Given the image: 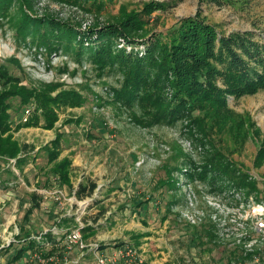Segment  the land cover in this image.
Segmentation results:
<instances>
[{"label":"rangeland","instance_id":"1","mask_svg":"<svg viewBox=\"0 0 264 264\" xmlns=\"http://www.w3.org/2000/svg\"><path fill=\"white\" fill-rule=\"evenodd\" d=\"M93 1L99 9H86L88 0L86 5L70 0H14L0 15V73L15 77L28 90L47 84L52 96L63 90L80 95V101L56 108L58 120L52 129L14 130L28 161L17 178L7 169L0 170V179L13 184V188L0 184V264L25 244L23 230L38 237L41 226L56 224L43 213L50 209L60 218L68 214L92 226L95 233L90 240L102 249L131 245L142 264H227L242 257L223 238L220 224L225 214L248 210L250 197L264 202V156L259 153L264 145V88L237 95L223 87L215 101L189 97L193 108L183 115L180 106L166 109L138 96L126 103L130 106L114 105L112 90H124L120 74L66 49L64 40L54 43L52 50L39 47L34 36L17 27L21 8L34 16L52 17L72 27V34L86 38L93 39L94 30L108 29L107 25L119 27V33L132 32L134 27L136 34L146 32L145 45H128L125 40L132 38L126 36L115 40L141 55L150 35L168 39L170 28L187 18H201L220 35L251 31L253 40H263L264 0ZM133 17L138 25L129 27L127 18ZM93 26L97 28L89 29ZM161 95L168 102L172 92L165 89ZM9 102L13 127L37 113L30 101V115L23 121L19 99ZM56 134L61 136V156L71 161V187L44 183L43 147ZM79 183L95 184L91 196L80 200L74 196ZM32 190L41 195L42 210L23 220L20 202ZM73 225L67 222L63 227ZM19 227L23 230L17 237ZM9 244L10 249L4 250ZM22 256L15 264H29L27 255Z\"/></svg>","mask_w":264,"mask_h":264},{"label":"trees","instance_id":"2","mask_svg":"<svg viewBox=\"0 0 264 264\" xmlns=\"http://www.w3.org/2000/svg\"><path fill=\"white\" fill-rule=\"evenodd\" d=\"M13 1L0 0V15L8 10ZM28 1L33 2V0ZM86 1L70 0L72 3L82 5H86ZM89 1L90 4L87 6L89 8L86 9L90 10L91 7L99 9L95 1ZM21 9L22 20L17 29L26 36H34L32 39H35V45L52 50L54 43L64 40L66 49H74L81 57L90 59L91 63L100 67L108 66L112 72L122 76L124 89L122 93L112 90L113 98L110 103L114 105L130 106L126 103L138 96L143 98V102L151 105L159 103L166 109H175L180 106V115H183L193 108L189 97H194L200 102L204 98L215 101V97L222 93L223 87L226 93L237 95L264 88V39L253 40L255 33L251 31L220 35L213 26L208 25L201 18H187L180 20L170 28L167 32L168 39L166 36L164 40H161L162 34L150 35L139 55L140 51L136 48H126L124 44L121 45L115 40L118 36H126V38H132L125 40L128 45L142 44V38L144 39L146 32L144 36L136 34L134 27L131 28L132 32L131 30L125 32L121 29L122 32L119 33V27L116 28L113 25H107L108 29L99 30H94L97 26H93L89 29L97 32L92 39L89 35L86 38V36L72 34L70 30L72 27L65 23L61 24L52 17L34 16L25 9ZM133 20L134 17L127 18L126 22L130 23L129 27L138 25H135ZM83 40H88L89 44L84 45ZM143 44L145 45L144 42ZM0 80L3 81V88L0 92L1 160L16 158L21 150L18 142L12 139L14 130L20 127L52 129L58 120L56 108L68 104L69 101H80V95L71 91H59L52 96L49 90L52 89L51 85L46 84L41 87L45 90L41 88L28 90L19 85L20 82L15 77H7L0 73ZM218 83L222 87L218 86ZM165 89L172 92L168 102H165L161 95ZM14 98L19 99V107L23 109L30 101H34L37 113L34 118H28L24 123L13 127L9 114L11 108L9 101ZM40 117L43 119L42 124ZM60 148L61 136L59 134H56L55 138L43 147L48 163L52 164L51 176L61 186L71 187V161L67 157L58 160ZM259 153L264 156V145L260 147ZM94 189V183L89 185L79 183L74 194L77 199H82L91 196ZM86 233L94 235L95 229L86 225L82 229L84 238L87 236ZM29 244L28 248L32 249L33 243ZM19 257L20 253L15 254L12 261Z\"/></svg>","mask_w":264,"mask_h":264},{"label":"crops","instance_id":"3","mask_svg":"<svg viewBox=\"0 0 264 264\" xmlns=\"http://www.w3.org/2000/svg\"><path fill=\"white\" fill-rule=\"evenodd\" d=\"M46 130V129H45ZM13 140H16L18 142V144L21 146V150L19 151L18 155L16 158H11V159H0V162L2 164H6L7 166L3 167L0 165V170H5L7 169V172L12 176L17 178L16 176L18 174L17 171L18 170H22L23 166L27 163V158H28V152L25 151L24 147L22 148V146L25 145H21V143L19 142V140H17L14 137V131H13ZM45 155L47 157L46 151L44 150ZM62 151L60 152L59 156H58V160L66 157V156H61ZM34 156V155H33ZM18 160V161H17ZM0 163V164H1ZM32 166V164H31ZM47 167H45L44 170V183H52L53 185H57L60 187H66V186H61L59 184V182L57 180H55L52 176H51V172L50 169L52 167V164L48 163L47 160ZM0 184H3V187H8V188H13V184H11V182H9L8 180L5 179H0ZM70 184H71V179H70ZM51 185V184H50ZM75 196V194H74ZM76 197V196H75ZM42 197L41 195H39L36 190H32V192L29 193L28 198L26 199L25 202L21 201L20 202V207H22V209L24 210L23 212V216L22 219H26L29 220L30 216L34 215V214H38V212L40 210H42V203H41ZM80 200V199H78ZM141 204L143 203L142 201H140ZM23 203V204H22ZM139 203V202H138ZM137 203V204H138ZM148 205V204H147ZM138 206L140 207V205L138 204ZM141 208H143L145 210L146 207H144V204L141 205ZM140 211V208L139 210ZM42 212V211H41ZM43 213H46V215L48 217L51 216V218L53 219L54 223H56L54 226L52 227H45V226H41V230L39 232V236H33L32 233H30L28 230H23L22 227L18 228V234L17 237H19L18 235L21 233V231L23 230V236L24 239L22 240L23 242H25V244L23 246H20V248L14 253H20V257L18 259H15L12 261V257L7 261L6 264H15L16 262H18L20 259H22V255H27L24 256L25 259H28L27 261L29 262V264H31V262H34V264H97L95 262V260L93 259V252L97 251L100 252L101 254H103L104 256H109L110 254H112L117 248L121 247L124 243L122 244H118L114 247H109V248H101L100 244H98L97 242L90 240V237L92 235H89V233H86L85 235H87L84 238V234H83V240L86 243H96L98 244L97 248L95 250H81L78 247H76L75 245L70 246V248L66 247L65 241L62 238V235L60 234V231L63 228L64 225L67 224V222H74L75 224L77 223V220L74 219V216L72 215H68L65 216L64 218H60L62 215H60V213L58 211H54L52 209L50 210H45ZM85 226V225H84ZM84 228V227H83ZM82 228V229H83ZM32 242L33 244V248L29 249V243ZM12 245H8L7 247H4L6 249L4 250H9L10 247ZM22 249H25L22 253L20 252ZM105 249V250H104ZM1 250V249H0ZM34 252V253H33ZM63 254H66V259H62Z\"/></svg>","mask_w":264,"mask_h":264},{"label":"built area","instance_id":"4","mask_svg":"<svg viewBox=\"0 0 264 264\" xmlns=\"http://www.w3.org/2000/svg\"><path fill=\"white\" fill-rule=\"evenodd\" d=\"M31 108L26 107L22 112L23 121L30 115ZM245 204L242 201L241 208ZM248 210H233L231 214H225L220 228L222 236L231 241L232 246L238 248L239 257L227 264H264V202H256L253 198L248 199ZM240 208V209H241ZM246 226L250 229L247 230ZM84 227L77 219L76 225L71 228H63L60 231L65 241L67 250L75 245L81 250H95L98 244L83 240L82 228ZM97 264H142L143 260L137 251L129 244H123L108 257L100 252L92 253ZM63 254L62 259H66Z\"/></svg>","mask_w":264,"mask_h":264}]
</instances>
